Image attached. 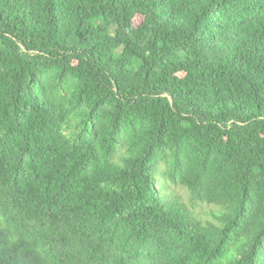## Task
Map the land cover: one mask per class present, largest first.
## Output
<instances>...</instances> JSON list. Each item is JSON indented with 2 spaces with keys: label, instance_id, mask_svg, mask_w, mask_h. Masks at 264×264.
<instances>
[{
  "label": "trees",
  "instance_id": "1",
  "mask_svg": "<svg viewBox=\"0 0 264 264\" xmlns=\"http://www.w3.org/2000/svg\"><path fill=\"white\" fill-rule=\"evenodd\" d=\"M0 264H264V0H0Z\"/></svg>",
  "mask_w": 264,
  "mask_h": 264
},
{
  "label": "rangeland",
  "instance_id": "2",
  "mask_svg": "<svg viewBox=\"0 0 264 264\" xmlns=\"http://www.w3.org/2000/svg\"><path fill=\"white\" fill-rule=\"evenodd\" d=\"M171 189L179 194L182 200L188 203L197 216L205 221H215L214 213H217L221 209L219 206L192 199L189 191L182 186L171 185Z\"/></svg>",
  "mask_w": 264,
  "mask_h": 264
}]
</instances>
